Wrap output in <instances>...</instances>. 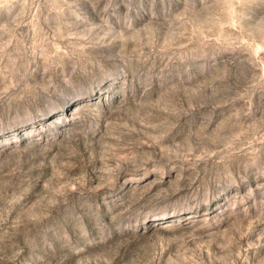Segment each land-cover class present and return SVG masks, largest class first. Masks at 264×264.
<instances>
[{
	"label": "rangeland",
	"instance_id": "1",
	"mask_svg": "<svg viewBox=\"0 0 264 264\" xmlns=\"http://www.w3.org/2000/svg\"><path fill=\"white\" fill-rule=\"evenodd\" d=\"M264 0H0V264H264Z\"/></svg>",
	"mask_w": 264,
	"mask_h": 264
},
{
	"label": "snow or ice",
	"instance_id": "2",
	"mask_svg": "<svg viewBox=\"0 0 264 264\" xmlns=\"http://www.w3.org/2000/svg\"><path fill=\"white\" fill-rule=\"evenodd\" d=\"M262 51H264V50H262Z\"/></svg>",
	"mask_w": 264,
	"mask_h": 264
}]
</instances>
